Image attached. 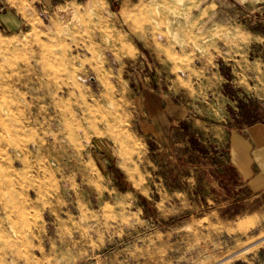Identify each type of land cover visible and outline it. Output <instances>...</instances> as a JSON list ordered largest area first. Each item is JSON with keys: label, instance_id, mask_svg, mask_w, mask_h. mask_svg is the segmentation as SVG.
<instances>
[{"label": "rangeland", "instance_id": "1", "mask_svg": "<svg viewBox=\"0 0 264 264\" xmlns=\"http://www.w3.org/2000/svg\"><path fill=\"white\" fill-rule=\"evenodd\" d=\"M17 9L0 264H264V195L243 201L230 160L233 132L264 122V0Z\"/></svg>", "mask_w": 264, "mask_h": 264}, {"label": "crops", "instance_id": "2", "mask_svg": "<svg viewBox=\"0 0 264 264\" xmlns=\"http://www.w3.org/2000/svg\"><path fill=\"white\" fill-rule=\"evenodd\" d=\"M23 1L0 0V11L6 7V13H0V21L10 29L21 25L22 15L17 6ZM230 160L232 167L240 175L239 187H244L243 191L248 194L243 201H252L253 198L264 195V122L233 132Z\"/></svg>", "mask_w": 264, "mask_h": 264}]
</instances>
